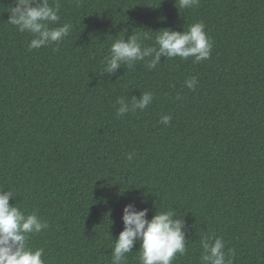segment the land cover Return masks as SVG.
<instances>
[{
  "label": "trees",
  "instance_id": "obj_1",
  "mask_svg": "<svg viewBox=\"0 0 264 264\" xmlns=\"http://www.w3.org/2000/svg\"><path fill=\"white\" fill-rule=\"evenodd\" d=\"M58 2L70 35L29 52L32 35L8 23L14 0H0V190L49 224L29 246L46 264H111L135 203L149 220L184 219L188 253L174 264H200L202 234L222 237L233 264H264V0ZM199 21L210 59L104 73L115 40L147 31L152 45L156 32ZM143 92L154 95L144 111L117 116L120 98ZM140 247L127 264H139Z\"/></svg>",
  "mask_w": 264,
  "mask_h": 264
},
{
  "label": "clouds",
  "instance_id": "obj_2",
  "mask_svg": "<svg viewBox=\"0 0 264 264\" xmlns=\"http://www.w3.org/2000/svg\"><path fill=\"white\" fill-rule=\"evenodd\" d=\"M200 0H176L178 9L198 7ZM8 23L21 33L28 32L32 39L28 51L38 50L50 44L58 45L67 38L73 28L71 23L60 22V4L55 0H14ZM52 25H59L52 27ZM154 44L146 45L143 41L152 39L148 32L137 35L135 31L127 39L120 38L112 43L109 55L105 58L104 73L112 76L121 65L129 69L137 63L144 62L148 69H155L161 64V58H192L200 63L211 58L213 42L205 31L203 21L195 22L183 32L171 28L156 32ZM198 85L196 77L185 81V86L195 90ZM179 99V97H177ZM154 99L151 92H143L140 98L132 97L131 101L120 98L116 114L122 117L137 110L144 111ZM172 117L163 115L160 123L168 125ZM134 153L127 158L132 160ZM14 198L12 191L0 190V264H46L44 249L33 250L29 246L31 236L41 233L49 227L46 220L35 212L26 214L18 206L10 205ZM149 209L137 210L135 203H130L123 210V231L114 239L111 264H127L128 257L133 254L137 241L139 264H174L178 256L188 253L187 232L184 219L178 217L175 210L157 211L148 219ZM202 252L200 264H233L235 250L226 249L222 237L202 234L199 241Z\"/></svg>",
  "mask_w": 264,
  "mask_h": 264
}]
</instances>
